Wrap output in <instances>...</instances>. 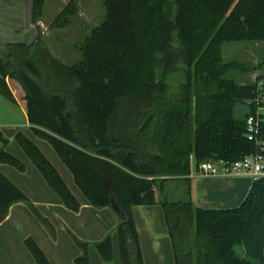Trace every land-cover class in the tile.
Returning a JSON list of instances; mask_svg holds the SVG:
<instances>
[{"label": "trees", "instance_id": "trees-1", "mask_svg": "<svg viewBox=\"0 0 264 264\" xmlns=\"http://www.w3.org/2000/svg\"><path fill=\"white\" fill-rule=\"evenodd\" d=\"M30 2L36 24L45 0ZM104 6L103 23L74 65L54 56L40 34L30 41L24 6H0V95L24 108L91 206L123 211L120 264H144L133 209L154 205L164 212L176 264H264V178L239 208L219 211L194 206L191 178L205 161L235 163L264 148V75L239 85L229 73L256 68L226 62L223 52L227 43H264V0H104ZM239 105L247 109L243 118L236 116ZM250 117L259 119L253 137ZM17 141L65 207L79 212L42 151L23 134ZM0 142L7 143L1 132ZM2 164L25 171L3 147ZM19 203L54 233L0 170V225ZM24 244L36 264H52L34 238ZM79 244L75 264H90L88 243ZM95 247L105 263L114 260L111 236Z\"/></svg>", "mask_w": 264, "mask_h": 264}, {"label": "rangeland", "instance_id": "rangeland-1", "mask_svg": "<svg viewBox=\"0 0 264 264\" xmlns=\"http://www.w3.org/2000/svg\"><path fill=\"white\" fill-rule=\"evenodd\" d=\"M11 4H21L24 6L27 25L25 34H29L30 41H34L40 34L41 39L50 48L52 54L68 65H74L82 60V54L79 50L80 46L87 37L91 36L92 31L103 23L106 15L104 0H45L41 17L36 24H31L32 8L30 0H0V6ZM64 11H67V13H64ZM223 52L226 62H237L248 69L256 68L254 72L250 73L240 71L230 72L228 78H234L239 85L254 83L259 75H264V43H227L223 46ZM259 65L263 66L258 68ZM157 76L158 78L162 77V70L158 71ZM173 77L171 75L169 81L179 87L180 82L177 78L174 79ZM0 99H2L3 103H8L11 107H14L4 97ZM1 107L0 105V132L7 143L3 146L0 142V150L3 147L5 152L17 158L24 165L25 171L21 172L7 164L1 165L0 169L18 187L23 188L28 194L33 196V199H31L32 203L52 223L54 228V233H50L34 216L29 206L24 204L29 212V219L25 220L24 228L21 229L24 232V236H27L26 239L28 237L37 238L42 250H46L52 258L56 257L62 263L64 261L63 257H70L74 250L80 251V255L78 256H81L82 249L79 243H88L89 252L96 254L98 261L104 264L98 255L95 244L111 236L117 246L115 253L116 260L114 258L111 263L107 264H120L118 236L116 232L119 222L117 221L116 227L112 228L111 221L106 216H103L102 220H100L95 217V212L91 214L82 212L81 208L87 202V199L76 185L72 173L62 162L55 149L48 141L38 137L31 127L28 128L26 126L21 113L18 112L20 115H16L13 118L9 111ZM14 109L16 112L17 109ZM246 113L247 109L244 105H239L236 108V116L238 118H243ZM18 134L25 135L42 151L58 171L71 193L79 201L81 212L65 210L64 214L62 210L58 209L54 200L59 201V196L48 186L40 171L18 143ZM250 180L253 183L254 179L250 178ZM39 184H43L45 191L48 190L50 191L49 193H52L50 194L53 195L52 199L46 197L47 194L44 193V190L41 192ZM223 208L228 209V207ZM100 227L107 230L104 236L99 232ZM140 232L142 239L140 241L141 249L143 248V254L149 264L155 251L153 235L142 224L140 225ZM161 240L162 264H176L174 261L173 244L167 235L163 210ZM235 252L238 257L246 258L242 247H237Z\"/></svg>", "mask_w": 264, "mask_h": 264}, {"label": "crops", "instance_id": "crops-1", "mask_svg": "<svg viewBox=\"0 0 264 264\" xmlns=\"http://www.w3.org/2000/svg\"><path fill=\"white\" fill-rule=\"evenodd\" d=\"M1 100L2 99H0V105L2 106V109L9 111L13 118H15L16 115H20L19 113H21L23 115L26 126L28 128L31 127L24 108H22L21 106H16L12 103L11 104L14 107H11V105H9L8 103H3V101ZM14 108L17 109L16 112ZM1 171L5 173L3 170ZM5 175L7 176V174ZM191 178L192 202L195 207L203 210L219 211L234 209V207L238 208L246 200L253 185L250 180L251 177L239 176L235 174L218 175L214 177H205L199 174H195L192 175ZM39 186H41L40 190L42 192L44 190V186L43 184H39ZM49 192L50 191L48 190H44V193L47 194L46 197L52 199L53 195H50L52 193ZM25 193L30 199H33V196L28 194V192L25 191ZM157 195L159 196V192H157ZM54 201L57 204L58 209L62 210L63 213L66 212L65 210H69L65 207L61 200ZM223 207H228V209H224ZM81 210L82 212H86L88 214L95 212V217L100 220H102L103 216H106V218L111 221L112 228L116 227L117 221L119 222L117 215L110 208L96 209L95 207L91 206L88 201L83 204ZM81 210H79V212H81ZM133 215L136 227L138 229L140 241L142 240L140 234L141 224L145 229H147L150 234L153 235L155 251L152 257L153 259L151 258V263L149 264H162V207L160 205L134 207ZM28 219L29 212L27 207L24 205V203H19L14 205L10 209L7 219L0 225V264H36V261L34 260L33 256L25 247L24 242L27 236H24V232L21 230L22 228H24L25 220ZM166 227L167 235L170 238L167 223ZM100 228L101 229L99 230V232L102 236H104L105 233H107V230L104 228L102 229V227ZM35 240H37V238H35ZM37 243H39L38 240ZM113 246L114 258L116 260L115 253L117 246L114 240ZM44 252L52 264H75V259L78 255H80V251L74 250L73 254L70 257H63L64 261L62 263L56 257L52 258L48 254V252H46V250ZM143 253L144 252L142 248V254ZM89 257L90 264H101L98 261L96 254L89 252ZM143 259L144 264H148V261H146L144 254ZM101 261L104 262L102 259ZM104 264L107 263L104 262Z\"/></svg>", "mask_w": 264, "mask_h": 264}, {"label": "built area", "instance_id": "built-area-1", "mask_svg": "<svg viewBox=\"0 0 264 264\" xmlns=\"http://www.w3.org/2000/svg\"><path fill=\"white\" fill-rule=\"evenodd\" d=\"M259 119L250 117L247 120L248 130L253 137L257 134ZM263 148V147H262ZM264 148L262 152L250 155L241 161L230 163L224 160L205 161L198 166V171L192 175L199 174L205 177H214L218 175H239L248 176L257 181L264 178ZM191 163L194 159L191 157Z\"/></svg>", "mask_w": 264, "mask_h": 264}, {"label": "water", "instance_id": "water-1", "mask_svg": "<svg viewBox=\"0 0 264 264\" xmlns=\"http://www.w3.org/2000/svg\"><path fill=\"white\" fill-rule=\"evenodd\" d=\"M214 159H216V157H214ZM112 210L117 214L118 220L120 222L124 221L125 215H124L123 211L120 209L119 206H117L116 204H113L112 205Z\"/></svg>", "mask_w": 264, "mask_h": 264}]
</instances>
